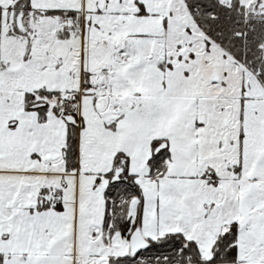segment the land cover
Segmentation results:
<instances>
[{
    "label": "snow or ice",
    "instance_id": "snow-or-ice-1",
    "mask_svg": "<svg viewBox=\"0 0 264 264\" xmlns=\"http://www.w3.org/2000/svg\"><path fill=\"white\" fill-rule=\"evenodd\" d=\"M0 264H264V0H0Z\"/></svg>",
    "mask_w": 264,
    "mask_h": 264
}]
</instances>
